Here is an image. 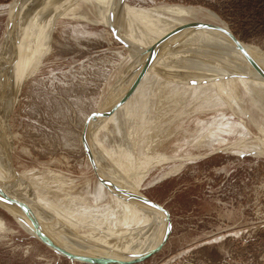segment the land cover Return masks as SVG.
<instances>
[{"label": "rangeland", "instance_id": "1", "mask_svg": "<svg viewBox=\"0 0 264 264\" xmlns=\"http://www.w3.org/2000/svg\"><path fill=\"white\" fill-rule=\"evenodd\" d=\"M23 1L21 24L25 28L19 35V55L14 39L5 49L3 43L12 33L11 10L21 0H0V68L4 59L9 62L8 71L0 79V115L5 110L3 116L12 145L15 174L12 172L10 196L16 209L20 207L24 214L15 217L0 205V264H73L34 237L32 230H27L31 227L35 232V223L41 230L45 229L47 236L41 234L53 242L60 238L68 244L79 235L93 238L82 239L85 244L77 241L79 245L76 243L75 249L79 250L92 248L98 240L96 236L100 237V246L105 249L112 246L111 240L105 241L107 230L102 226L106 223L116 225L115 229H127L137 222L138 216L125 199L132 194L124 189L129 195H122L116 190L119 186H114L119 184L122 189L133 184L129 179L130 183L126 181L127 174L113 162L118 161L121 152L117 137L127 134L130 140V132L134 139L131 138L129 146L133 150L134 140L137 141L133 154L138 161L148 154L165 156L158 164L151 163L143 170L147 175L139 191L163 207L172 231L158 253L144 261L125 264H264V154L255 153L260 151L258 144L264 145V111L249 90L256 86L246 82L245 74L239 75L240 79L228 68L223 72L219 68L220 62H233L238 55L211 43L192 57L185 56L189 51L179 49L177 54L180 58L184 55V60L172 61L170 57H159L166 49L161 45L151 53L155 57L152 67L143 70V61L134 59L136 54L115 38L99 16L112 1L119 24L121 19L137 15L133 9L169 4L194 7L199 10L198 19L216 22L219 27L225 24L226 30L220 28L226 34L230 30L241 41L264 50V0H125L120 11L119 0H67L72 12L85 15L73 18L63 16L67 11L62 5L58 8L60 4L56 0ZM55 14L63 17L57 18ZM35 17L38 19L32 23ZM118 29L139 49H148L150 42L143 44L140 39L147 32L145 29L122 26ZM129 61L134 69L138 61L143 64L138 66L141 70L136 80L124 90L132 92L130 106L125 109L126 105L121 107L120 103L126 94L122 88L129 82L127 75L132 72ZM162 73L173 78L177 91L172 95L184 97L174 111L166 107L156 109L162 77L157 76ZM145 75L144 79L150 82L144 102L139 101V89ZM164 91H168V86ZM103 108L106 109L99 116ZM95 125L97 131L93 129ZM95 132L98 134L94 142ZM150 140L151 147L144 153L142 147ZM95 154L118 170L110 172L108 164ZM90 157L98 165L103 162L99 165L104 167L101 171L109 170L104 174L111 177L112 183L100 177ZM114 175H120V179H114ZM26 195L31 200L29 210L23 204ZM43 214L47 218L43 223L51 227L41 224ZM71 219L77 224L70 228ZM80 228L84 230L79 234ZM162 238L163 234L160 242ZM139 242L143 245L145 238ZM129 248L125 246V250ZM107 261V264H122Z\"/></svg>", "mask_w": 264, "mask_h": 264}, {"label": "bare ground", "instance_id": "2", "mask_svg": "<svg viewBox=\"0 0 264 264\" xmlns=\"http://www.w3.org/2000/svg\"><path fill=\"white\" fill-rule=\"evenodd\" d=\"M55 2H56V4H58V3L60 4V6H58V8L63 6L64 10L67 11L65 14H63L64 17H67V18H73V17H79V16L80 17H83V16L85 17V15L82 12L79 13V14L72 12L71 8L69 7V4H68L67 0H62V1L56 0ZM124 2H125V0H119V4H118L119 11L124 6ZM23 3H24V1L21 0V2L18 5H15L12 8L11 11H12V19H13L12 20V33L13 34L12 33L9 34L8 37H6V39H5L4 43H3V49H5L8 46L9 43L13 42V39H14L15 45L17 47L16 49H18L17 51H18L19 55H20L19 52L21 50L20 49L19 35L22 33L23 29L25 28V26H23V24H21L22 21H23V17H24V15H22L23 12H24ZM114 4L115 3H113V1H112V2H110V5L104 7L105 10H104V8L101 10L102 12L99 15L100 18L102 19L101 22L102 23H106L109 26V28L111 29V31L114 33L115 38L118 41H120L121 43H123L125 45V47L128 48L131 51V53L136 54V57L133 56L134 59L137 58L136 60H138V58H140V61H143L144 64L142 62H140V61H138V63H136V64H139V65L143 64L144 66L143 67L141 66L143 70L150 69L152 67L153 60L155 59V57L151 53H153L154 50L156 48L160 47L161 45L162 46L165 45L166 49H164L162 51V54H160L159 57H166V58L170 57V58L173 59L172 61H174V59L176 61H178V59L180 58V56H178V54H177L179 49L180 50L184 49L185 51H189L190 54L189 55L186 54L185 56H189V57L191 56L192 57L193 55L198 54L199 52L201 53L211 43H212V45L216 43L222 50H224L226 52L227 51H232V52H234V53H236L238 55V57L236 58L237 60H233V62H230V63L229 62L228 63L227 62H220L219 63L220 71L223 72L224 68L226 67V68H228V70L230 72H232V74L237 75L236 77H238V78H240L239 75L242 76L243 74H245L246 76L244 78L246 79V82L256 86V88L255 87H250L249 90L253 91V93L255 94L257 99L259 100V103L262 105V106L260 105L261 110L264 111V50H262L261 48H259L257 46L250 45V44H247V43L241 41L236 36H234L233 33L230 30H229V33L226 34L224 31L221 30V28L223 30H226L227 27L225 26V24H220V27H221L220 28L219 25H217L216 22L214 24H212V23H209V22H207L205 20L198 19L199 10L195 9L194 7L191 8V7H186V6H182V5H178V4L177 5L176 4H169V5L155 6L153 8L143 9V10H141V9H137V10L133 9V11L135 13H137V15H133V17L132 16L131 17L127 16L126 19H124V20L121 19L122 22H121V24H119V23H117V21H119V20H116V16L114 14V10H113L114 9ZM30 5L33 6L32 4H30ZM28 8H31V7H28ZM106 10L109 11L108 14L104 13V11L106 12ZM52 15H54V14H52ZM52 15H50L51 18L54 17ZM63 16L59 15V14H55V17H57V18L58 17L60 18V17H63ZM37 19L38 18H36V17L33 18L32 19L33 21L31 20L32 23L34 21H36ZM42 23L44 24L45 22L43 21ZM201 23H204L206 26L201 24ZM117 24H119V25H117ZM121 26L122 27H126V28H132V29H139V28L145 29L147 32L142 37H140V39H141V41H143V44H144V42H147V43L150 42L147 46L144 45V47L146 46V48L148 47V49H146V50L142 49V48L139 49L132 42H130V40H128L126 37H123V35H121V33L119 32V29H118V27H121ZM125 32H126V30H123V33H125ZM47 34L48 35H47V37H46V39L44 41V44H45V42L48 39L49 32ZM211 40H214L215 42L213 43ZM177 41H179V42H177ZM184 41H189V42H185V43L189 44V45L187 44L188 47H186V44L184 43ZM238 41H240V44H239ZM182 43H183V45H182ZM144 54L147 55L146 56L147 58H145V59L143 57ZM185 56L183 55V57L180 58V60H184L183 58H185ZM133 57L131 58V61H133ZM141 58H143L144 60H142ZM131 61H129L130 63H129L128 68L131 67L130 66L132 64ZM166 61H169V60L168 59L165 60V63H166ZM223 61H225V60H223ZM259 61H261L263 63H261ZM139 65L135 66V68L137 67L136 69H134L132 67L130 68V69H132V72L129 75H127L128 76L127 78L129 80V82L124 84L123 88L120 86L122 88V92H124V90H126L125 88L128 85H130L132 82H134L136 80V77L139 74V71L141 70V68L138 67ZM172 65H174V62H172L171 67H172ZM8 66H9V62L8 61L6 62L5 59H4L3 62H2L1 68H0V74H1L0 79L1 80L3 79V76L8 71L7 70ZM133 66H134V64H133ZM163 67H165V66H163ZM163 67H162V69H163ZM130 69H128V70H130ZM166 69H169V68H166ZM9 70H12V69H9ZM163 70H165V69H163ZM226 71H227V69H226ZM239 72H241V74H239ZM165 73L167 74V72H165ZM144 77H147V76L145 75L142 78L144 80V83H143V81L141 82L142 86L139 89V92L141 93V98L139 99V101H141L143 99V101L145 102L143 97L146 96V94H147V88H148V84H149L150 81L149 80H145L146 78L144 79ZM157 77H159V78L161 77V82L159 83V88H158L159 89V91H158V97L159 98H158V101H157V106L158 107L156 106L157 107L156 109H160L161 107H166L167 108L166 110H168V111H172L173 110L174 111V109L176 107L178 108V106H179L178 104H180L182 102L184 97L183 96H179L177 98V97H175V95L174 96L172 95V94H174V92L177 91V88L175 87L174 82H173V78L168 77L164 73H162L160 76H157ZM15 81H16V83H18V75L16 76V80ZM119 85H120V83H119ZM138 86H140V85H137L136 87H138ZM167 86H168V91H164V89H166ZM171 90L173 91V93H172ZM124 93H126V94H124V98L122 97L123 100L121 102H123V103H120V106L122 107V106L126 105V106H124V108L126 107L125 109H128L129 108L128 106H130L129 104H130L131 99H132L131 98L132 97V92L131 93L130 92H124ZM114 97H117V96L115 95ZM153 100H151V101H153ZM110 102L111 101H109V103ZM142 102H141V105H142ZM9 104L7 105V107L9 106ZM150 104H151V102H150ZM106 107H108V106H106ZM140 107H142V106H140ZM144 107H145V105H144ZM149 108H151V107H149ZM104 109H106V108H103V109L100 110L99 116L102 113H104V111H105ZM142 111H144V110H142ZM145 111H146V109H145ZM3 112L0 115V205L3 206L4 208H6L9 212L13 213L15 215V217H19V216H24V214H22L20 212L21 211L20 207L18 209H16L15 204L13 205L12 196H10L12 194V174L13 173L15 174V170H14V167H13L12 162H11V146H12L11 145V138L8 135V125L5 122L6 120L4 119ZM130 112H132V111H130ZM135 112H133V113H135ZM147 113H149V112H147ZM256 113H258V112H256ZM145 116L147 117L146 114H145ZM143 117L144 116H142V118ZM146 117H145V119H146ZM180 117L181 116H179L178 119H180ZM148 118H149V116H148ZM120 125L121 124H119L118 127ZM97 126H98V124H97ZM97 126L95 125V127H93V129L95 128L94 131H97ZM155 128L156 127H154V129ZM160 129H161V127H160ZM93 132H91L90 134H92ZM150 132H151V130H150ZM152 132H153V130H152ZM97 134H98V132H95V134H94V142H95V138L97 137L96 136ZM126 135L127 134H125V135L122 134V135L117 137V140H119V144H120L119 149H120L121 152H119V154L117 156V157H119L118 161H114L113 160V162H114V165L117 166V168H119L121 171H123V172H125L127 174V175L125 174L126 178H127L126 181L129 179L130 182L133 183V184L132 185L129 184L130 187H127V185L124 183L126 185V187H123L122 189H120V185L119 184H115V185L113 184V185L117 186V187L119 186L118 188L120 190L119 189H116V190L118 192L121 191L120 193H122V195H126V196L129 195V194H126V193L123 192L125 190H127L130 194L133 195V196L129 195V196H127V198H125V196H124V197H122V199L125 198L127 200V202L126 201H124V202H126V204L134 212V214L136 216H138V218H137V222L135 224H132L131 226H129V228H127V229L126 228L125 229H122V228H116L115 229L116 225L112 224L111 222L106 223L105 225L102 226L103 229L105 228L107 230L106 231L107 232V234H106L107 238L105 237V241H110L111 240L112 242H114V243H112L110 241V243L113 244L112 246H108L107 249H105L104 247L100 246V242H99L100 237L96 236L95 239L96 240L98 239L97 241L93 242L91 240L93 242L92 248H87L88 246L86 245L87 247H86V249L84 248L85 250L80 248V247L79 248L81 250L80 249L77 250V249H75V246H78L79 244H85L86 243L85 241H84L85 243H82V239H84V240L86 239V241H89L90 240L89 238H91V239H93V238L88 236V235H86V236L79 235V236H76V238L75 237L72 238L69 241L68 244H65L66 242L64 241L65 243H62L61 239L59 238L61 235H59V237H58L59 241H57L56 240L57 238H56L55 239L56 242H53L52 240H50L49 238L44 236V235H46V234H44L45 229L41 230L38 227L37 223L34 222V219H33V224L34 223L36 224L35 226H36V229H37V230L35 229V232L33 231V228L30 227L31 223H30V226H29L31 229L30 228L27 229L28 226L26 224L22 223L23 225L26 226L25 228L27 230H32L33 231V232L31 231L30 233L34 237H37L39 240L44 242L48 247L52 248L56 253H58L59 256H63L65 254H68V255H71L74 258L79 259V260H77V259L73 260V263H75L77 261H85V260L95 261V262L99 261V262H103V263H108L109 261H107V259L115 260L114 262H116V263H134V262L144 261L146 259L143 260L141 258H143L145 254H147L149 252H152L154 250H156L157 252L154 251L155 253H153L152 256L155 255L156 253H158L162 249V247L167 243V241H168V239H169V237L171 235L172 227H171V224H170V222L168 220V217H167L163 207L161 205H159L157 202H155L152 199H150L145 193H143L142 191H139V188L141 187V182L147 175L144 172L145 169H148V166H151L150 165L151 163L154 164V162H155V163L158 164L159 162H161L165 158V156L160 154V153H158L159 155L157 157H152V156H150L148 154V155H145V157L143 159H140L138 161L135 158L136 156L133 154L134 153L133 150H136L137 141L134 140V145H133L134 149L132 150L131 149L132 147L129 146L130 140H131V138H133L132 134L130 132V136H129L130 140H128V135L127 136ZM150 137H151V134H150ZM90 138H92V137H90ZM141 138H142V135H141ZM148 139H150V138H148ZM6 140H7V143H6ZM143 140H145V139H142V141ZM89 144H90V142H89ZM151 144H152V141L142 147L144 153L150 149ZM141 145H142V142H141ZM259 145L260 144H258L257 148H259L260 151L256 150L255 153L256 154H264V145H262V146H259ZM101 146H102V144H101ZM109 146H108V149L110 151L111 149H110ZM86 148H87V142H86ZM103 149H105V151H106V148H103ZM112 153H113V151H112ZM93 154H94V152H93ZM95 156H97V155L95 154ZM95 156H93V157L96 159L98 156L97 157H95ZM99 158L101 159V161H105L106 162V163L104 162L105 164H108L107 168L110 167V170H111L110 172H112L113 168L109 165L108 161H106L105 159H102L101 157H98V159ZM94 160L91 159V157H90V162H91L93 168H96V170L101 174L100 177H102L105 182L108 181L110 183L112 180L109 181V178H111V177H109L108 175H107V177H105V174H107V172L109 170L106 168L108 171L106 170V172H104L105 173L104 174L103 171H101V168L104 169V167H100L99 166V165H102L103 162L101 163V161H100L101 164L98 165L96 163L97 161L95 162ZM137 161L139 163H137ZM124 163H126V164H124ZM105 166H107V165H105ZM117 170L118 169H114L113 171H117ZM122 173L120 175H122ZM116 174L118 175V173H116ZM120 175L118 177H116L114 175L115 176L114 179L118 178V180H119L120 179ZM112 177H113V175H112ZM2 178H3V180H2ZM118 180H116V181H118ZM2 181L4 182L3 184H2ZM126 181H124V182H126ZM127 182L130 183L129 181H127ZM118 183H119V181H118ZM122 185H123V182H122ZM26 196L28 197V195H26ZM117 196L121 198L120 195L117 194ZM29 197L27 199L24 198V203L23 204L28 206V207H26V210H29L28 208H30L29 207L30 206L29 202L31 200L29 199ZM143 197L149 198L150 201L147 202ZM33 198H34V200L38 199L37 197H33ZM31 210H32V212L33 211L35 212V210H33V209H31ZM151 210L153 211L154 214L151 212ZM37 213H39V212H37ZM45 213H48V212L45 211ZM35 214H36V212H35ZM26 216L27 215H25V219H26ZM47 217L49 219L51 218L50 215L47 216ZM99 217H101V216H99ZM115 217H116V215H115ZM156 217L160 219V222L158 221V219ZM40 218H41V224L44 222L43 219L44 220L47 219L46 215H44V214ZM66 218H68V217H66ZM17 219L20 220V218H17ZM77 219H78V217L76 218V220ZM36 220H39V219L37 218ZM71 220H70V222H71ZM23 221L24 220H22V222ZM29 221H27V222H29ZM45 221H47V220H45ZM49 221H51V220H49ZM68 221H69V219L67 220V222ZM120 223H121V220H120ZM155 223H157L156 227H154ZM74 224L76 226L77 223L73 222V220H72V224H71L70 228L73 227ZM123 224H125V226H126V224H128V219L127 218L124 219ZM45 226H46V228H48V226H50V225H45ZM80 227H81V225H80ZM82 229L83 228H80L78 230L79 234L81 233ZM71 230H73V229H71ZM92 230H93V228H92ZM117 230H120V232L117 231ZM75 231L76 230H74V233L76 234ZM41 233L44 234V235H42ZM101 233H103V232H101ZM152 234H153V236H152ZM162 234H163V238H162V240L160 242ZM106 235H103V236H106ZM143 238H145V242H142L143 243V245H142L139 241L141 239H143ZM120 239H123V240H120ZM79 240H81V243L78 244L77 241H79ZM101 240H103V239H101ZM76 243L78 245H75ZM118 243L122 244V245H119ZM103 244H105V243H103ZM117 245H119V246H117ZM125 246H128L130 248L125 250ZM160 246H161V248L158 251V248ZM113 247H114V249H112ZM148 258H150V257H148Z\"/></svg>", "mask_w": 264, "mask_h": 264}, {"label": "water", "instance_id": "3", "mask_svg": "<svg viewBox=\"0 0 264 264\" xmlns=\"http://www.w3.org/2000/svg\"><path fill=\"white\" fill-rule=\"evenodd\" d=\"M238 42H239V44H240V41H238ZM143 198H144L147 202L150 201L149 198H147V197H146V198L143 197ZM160 248H161V246L158 248V251H159ZM154 251H156V250H154ZM154 251L145 254L144 257L141 258V259L144 260V259H147L148 257H151L152 254L155 253ZM156 252H157V251H156ZM63 256L69 258V259L71 260L72 263H73V260L77 259V258L72 257L71 255H68V254H65V255H63ZM77 260H79V259H77ZM85 261H87V262H91V263L107 264V263H103V262H99V261H96V262H95V261H89V260H85ZM73 264H74V263H73ZM122 264H125V263H122Z\"/></svg>", "mask_w": 264, "mask_h": 264}]
</instances>
